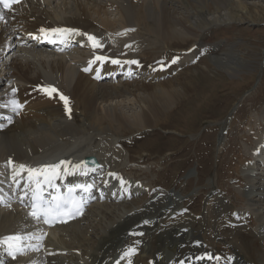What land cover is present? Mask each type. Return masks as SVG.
<instances>
[{
    "label": "bare ground",
    "instance_id": "bare-ground-1",
    "mask_svg": "<svg viewBox=\"0 0 264 264\" xmlns=\"http://www.w3.org/2000/svg\"><path fill=\"white\" fill-rule=\"evenodd\" d=\"M76 1L43 0V6L35 4L32 7L31 5L29 11L26 10L24 18L27 19L28 12H30L28 16L36 15L37 17H35L34 22L22 24L30 29L33 26L50 22L66 26H80L85 30L104 31V34L107 31L109 35H112V32L110 33L108 28L114 26L122 29L118 30L119 36L136 31L144 36H149L151 40L155 39L157 43L162 41L167 47V42L175 38L174 34L177 33V26L183 29L184 35L197 37L200 34L199 31L206 26L228 22L242 23L244 19L255 22L256 17H258V13L253 9V3H248L247 0H139L138 2L134 0H107L115 6H119L124 17H127L130 21L125 24L121 22H103L104 26L98 27L90 23L86 10L78 9V12L76 11L75 5H78ZM63 3V7L59 8ZM35 8H37V11ZM179 9L182 10L183 17L173 14ZM68 10H74L71 16L66 14ZM149 20L152 23L148 22ZM130 26H135V28H130ZM205 29L201 31V34ZM7 32L8 29L5 25L0 23V36ZM5 38L6 36H4ZM102 40L112 41L111 36L103 37ZM124 42V45L127 44V46L125 48L123 46L120 50L125 54L132 50V56L138 57L139 63H144L143 67L146 70L152 68L156 59L160 62L164 60L163 65L170 63L169 69L157 71L165 76V80H161L159 85L154 88H150V83L146 84L143 81L135 86L133 85L132 89L129 88V85L119 86L103 81L101 82L105 85L113 84L108 85L109 88L113 89L95 87L94 85H97L98 82L93 81L88 75L79 71L80 63L85 64L90 58L89 51L86 48L73 50L67 55H56L43 48L23 51V54L17 58L20 61L29 60L26 63L27 68H23L19 63V67L16 66L13 70L7 69L5 77H3L1 74H4L5 65H13L17 59L7 53L10 50L4 52L6 56L3 55L4 49L7 47L10 49L12 46L8 44L9 41L1 42L0 45L3 48H0V63L3 62L4 65L0 64V79L5 78L7 80L11 75L16 78V83L19 85L18 96L21 101H26L32 94H39L35 89L36 85L46 82L56 84L63 93L72 85L83 87L89 99L66 95L69 98V103L78 107L77 110H71L70 115L65 113L64 107L59 106L60 103L54 105L52 101H45L48 99L44 97L35 100L36 102L31 101L32 104L29 106L27 115L21 116L13 125L7 126L2 132L0 131V161L13 155L17 161L33 162L35 164L52 162L58 159L81 162L84 157L92 155L97 158L103 168L108 170L124 169L127 163L119 158L120 151H115V148L118 149L115 142L112 139L107 142L108 136L121 131L120 127L136 128L139 125H146L149 123V118L156 117V112L160 113L166 108L168 109L174 97L171 95V92H174L173 85L178 82L175 79L171 81L168 77L176 68H178L177 73L180 75L181 70L185 69L190 62V56L198 55L202 48L199 45L192 47L190 53H181V50L174 49L164 53L160 49H155L153 51L154 59L151 60L147 59L146 56H141L143 44L140 40H133L129 35L124 38ZM143 43L148 44L147 42ZM198 47L199 51L194 54V49ZM218 47L220 45H217L216 48ZM175 52L179 57H188L187 63L183 59L184 63L180 61L179 63L178 60L172 63V59L177 57L174 54ZM5 59L7 62H5ZM236 59L234 56H232V59L230 58L232 61ZM213 60L219 61L225 70L235 71L232 61L228 63L226 59L220 56H214ZM33 64H35L37 71L35 74H30L28 67H33ZM110 71L114 70L108 67L103 71V74ZM132 71L135 73L136 69H132ZM123 73L130 75L128 68H124ZM157 75L156 72H152V80ZM184 83L185 87L189 88L190 84L185 77ZM164 87L167 89H164ZM29 89L32 90L29 91ZM137 89H141L145 93V97L141 98L144 107H140L138 113L129 116L123 110L124 106H112L107 102L113 95L129 93ZM5 90L8 92L7 88L3 89V91ZM163 93H165V96L159 97V101L155 104H146V98L150 95ZM9 95L14 100L15 95L10 92ZM37 96L42 97L40 94ZM40 100L44 101L46 106L40 105L41 103H38ZM94 104L98 109L105 112L107 119L102 116L94 122L87 120L86 116L92 112V109L94 110ZM80 115H83V118L78 122L77 116ZM88 133H92L91 137L87 136ZM218 137V147H221L225 138L222 134ZM93 141L97 144L105 143L107 149L102 150L92 145ZM259 142L260 140H257V145ZM258 152H260L259 158L263 160L264 156L261 153H264V145H260ZM253 156L254 154H252ZM255 161L257 160L255 159ZM257 166L258 163L254 162L250 166L249 172L246 169L244 171L247 184L244 188V192L245 189L247 190V196H245L246 199L248 198L253 202L264 200V196L258 198V194L264 195V193L259 192L264 191V180L255 176L252 171ZM168 191L157 193V195H155V192L154 197L161 196L159 200H149L140 206H134V208L131 207L132 202L131 204L119 202L114 207L101 204L100 212L95 214L94 219L96 220V217L100 216L99 220H96L95 223L92 222L93 224L87 225L84 229L75 227L70 230L66 225L56 227L53 230L54 233L57 232L60 242L51 243L47 241V245L54 246L57 249L53 254H60L62 253L61 250L66 249V255L44 258V252H41L40 254L21 257L17 261H24L21 264H73L78 260H85L84 264H129V260H131V264H210L208 257L211 256V260L216 263L264 264V214L262 212H258L253 207L249 208V210L255 211L257 220V225L253 230L252 227L248 226L252 223L251 220H249L250 224L240 223V220L234 215L235 212L229 210V213L232 214L233 212V215H228L227 218H233L228 220L226 226L219 227L216 231L214 229L209 230L208 234L203 229V224L206 225V223H203L205 216L200 221H197L195 216L193 218L185 216L184 213H181L183 207L179 208L176 194L170 190ZM255 191L258 192L255 194L256 196L254 195ZM179 198L182 199V196L180 195ZM219 199L221 198H216V201ZM179 202L182 203V201ZM225 206L233 208L229 203ZM207 208L206 211H208ZM146 221L147 223H145ZM76 222L82 223L83 218ZM254 224H251L253 228ZM30 225L31 222L27 221L23 213L14 209L10 211L0 209V238L9 236V234H19ZM86 228H91V231L96 233L98 236L96 240L89 241L90 239L86 238ZM67 239L73 240H71L70 245ZM130 247L136 248L137 251L131 256H125V252L122 251ZM196 257L204 258L196 259Z\"/></svg>",
    "mask_w": 264,
    "mask_h": 264
},
{
    "label": "rangeland",
    "instance_id": "rangeland-1",
    "mask_svg": "<svg viewBox=\"0 0 264 264\" xmlns=\"http://www.w3.org/2000/svg\"><path fill=\"white\" fill-rule=\"evenodd\" d=\"M247 1L248 3H253V9L258 13L255 22L244 19L242 23L228 22L225 24L206 26L202 28V30L206 28L204 32L201 34L202 30L199 31L200 34H198L197 37L188 36L187 34L184 35L182 32L183 29L177 26V33L174 34L175 38L167 42V47H165L162 41L157 43L155 39L151 40L149 36H144L136 31L118 37L120 41L119 46L121 48L125 44L124 38L129 35L133 40H140L141 44H143L141 56H146L147 59L151 60L154 59L153 51L155 49H160L164 53H167L168 51H172V49H186L187 46H190L192 43L196 45L200 44L199 46L204 48L198 56H190L192 58L197 56L196 58L199 61L197 63L196 61L192 63V66H190L191 63L189 62L187 65L188 67L186 66V70H181L180 75L177 73L178 68L172 69L173 71L168 78L171 79V81L174 79L178 80V82L173 85L174 92H171V95L174 97L168 109L166 108L160 113L156 112V117L149 118V123L147 122L148 124L146 125H139L136 128H131L129 126L125 128L120 127L121 131L108 136L109 139L107 142L112 139L116 145V140H120L121 135L125 137L122 140H125L126 138L133 137L136 132L143 131V133L146 134V138L136 144V146L134 145L129 153L130 160L132 161L130 165H137L138 170L137 172L132 170L130 173L128 169L125 168L126 173L134 177H146L150 182L155 184L167 185L168 189H180L179 191L182 192L181 194L186 196L184 200H189V202L195 200L198 208L197 214H199V219L196 220L200 221V219L205 216L203 223H206V225L203 224V229L208 234L209 230L214 229V231H216L219 227L222 228L226 226L228 220L233 218H227V216L233 215L234 211L236 213H234L235 217L237 215L239 218H241L240 210L245 211L249 216L251 215V224L255 223L254 228L253 225H251L252 228L250 227L253 230H255L257 220L254 213L255 211L252 209L249 210V208L253 207L258 210V212L264 214V200L261 202L250 201L248 198L246 199L247 190L245 189L244 192V188L247 186L246 178L244 177V171L247 170H245V166L249 163L247 158L250 156V149L254 147L255 138L258 136V133H262L264 130L262 129L264 126V0ZM83 3L84 5L81 6ZM104 3L113 6L112 9L114 10L110 12L105 10L106 4L104 7ZM76 4H78L75 5L76 11L78 9L86 10L90 23L98 27H103V22H121L125 24L130 21L127 17H124L119 6H115V4L107 0H77ZM34 5L32 4V7H34ZM63 5L64 3L60 5L59 8H62ZM35 10L37 11V8H35ZM73 12L74 10H68L66 14L71 16ZM181 13V9L173 12L175 16L183 17ZM148 22L152 23L150 20ZM130 28H135V26H130ZM108 30L111 33L114 30L122 29L113 26L109 27ZM5 34L6 33L1 34L0 43L6 41L4 40ZM112 42L113 41L110 43ZM143 42H147L148 44H144ZM211 45L212 47H210ZM217 45H220V47L216 48ZM0 48H3V46L0 45ZM5 51L6 48L3 51V55ZM198 51L199 47L195 48L194 54ZM174 54L179 57L176 52ZM214 56L223 57L228 63L232 61L230 60L232 56L237 58L235 61H232L236 72L222 68V64L219 61L213 60ZM16 59L18 61L16 60L13 65H5L4 74H1V76L5 77L7 69L13 70L14 67H19V63H21L23 68H27L26 63L29 60L20 61L19 58ZM182 59L187 63L186 60H188V57H179L178 62L184 63ZM5 62H7L6 59ZM0 64L4 65L3 62ZM33 65V67H28L30 74H35L37 71L35 64ZM52 67H54V65H52ZM184 77L190 84L189 88L185 87ZM159 82L160 81L150 83L149 87L154 88L159 85ZM139 83V80H134L132 82H118L115 85H129V88L131 87L130 89H132V87ZM108 85L113 84L105 85L101 82L94 86L98 88L104 87L108 90L113 89L111 87L109 88ZM1 87L3 90V87L5 88L4 84H1ZM164 89L167 88L164 87ZM64 94L89 99L83 87L75 85L69 86L64 91ZM161 96H165V93L150 95V97L146 98V104H155V102L159 101V97ZM143 97H145V93H143L141 89H137L129 93L116 96L113 95L107 102L112 106H124L123 110L127 115L131 116L134 113H138L140 107H144V103L141 101ZM38 103H41L40 105L45 104L42 100L38 101ZM31 104L32 102H30V105ZM59 106L63 107V105ZM77 109V105L73 104V106H71V110ZM82 116L83 115L77 116L78 122L81 121L83 118ZM102 116L105 117V112L98 109L94 104V110L92 109V112L86 116V118L90 122H94L98 117ZM102 122L106 124V122ZM204 126L207 127L204 128ZM201 132L206 134L202 136ZM104 134H106V132H104ZM219 134H222L225 138L221 147H218L219 143H217V141H219ZM91 135L92 133L87 134L89 137H91ZM195 139L200 140L197 146H201L199 151L201 156L195 157L194 153H192V158L181 156V152H192V145L194 146L192 143L195 142ZM92 145L102 150L107 149L105 143L97 144L93 141ZM120 149V155L124 158L123 161H126V158H128L127 150ZM115 151L118 152L119 150L115 148ZM169 153H174L175 157L179 159L173 162L175 158L170 160L169 158L173 155H168ZM170 161L173 163H170ZM150 167L152 168L151 173H146L145 171ZM186 171L192 172V175H189L190 177L188 178L185 177V174L188 173ZM247 172H249V169ZM199 177L200 182L198 181ZM187 185L189 187H187ZM185 187L187 188L184 190ZM215 188L224 190L218 192V194L222 193L223 196H220L221 199L217 201L216 198L219 197L213 196L214 194H212ZM217 190L218 189H216L215 192H217ZM172 192L176 194L175 191ZM259 192L264 193V191ZM157 193L160 192H156L155 195H157ZM257 193L258 192L255 191L254 195ZM260 196L263 197L264 195L258 194V198ZM176 197L178 198L179 208H182L179 202L181 198H179L177 194ZM146 201L149 200L146 199ZM228 203L233 206L234 211L232 214L229 213V210L232 211V208L225 206ZM101 204L114 207V205L117 206L119 203H99L94 206L92 205L88 209V215L83 217L82 223L73 222L68 224L70 230L75 227L84 229L87 225H91L95 223L96 220H99L100 216H97L96 220L94 219L95 214L100 212ZM134 206L131 204V207L134 208ZM206 208L208 211H206ZM185 216L193 218V216L190 215ZM254 218L255 220H253ZM242 221L245 223L244 218ZM85 231L87 232L85 236L90 239L89 241L97 239L98 236L95 232L91 231V228H86ZM71 240L67 239L69 245L73 241ZM84 241L87 243L86 240ZM68 243H66V245H68ZM88 247H90V245ZM80 263L84 264L85 260H78L73 264Z\"/></svg>",
    "mask_w": 264,
    "mask_h": 264
},
{
    "label": "snow or ice",
    "instance_id": "snow-or-ice-1",
    "mask_svg": "<svg viewBox=\"0 0 264 264\" xmlns=\"http://www.w3.org/2000/svg\"><path fill=\"white\" fill-rule=\"evenodd\" d=\"M19 0H0V5L3 6L4 9H10L11 5L13 3H18ZM4 14L2 12H0V21L4 20ZM39 32L42 36L43 39H48L50 41H54L56 39L60 40L61 42H66L67 40L71 39L74 35H81V36H86L87 40L91 42V46L95 49V48H101L103 47V44L94 36L88 33H81L78 29H72V28H54V29H45L43 27H41L39 29ZM31 35V34H29ZM34 39H37L38 37L33 36ZM190 51V50H189ZM104 59H106V57H102V56H96L95 60H99V61H103ZM179 59V57H174L172 59V63H175L177 60ZM95 61H89V64L94 63ZM113 64H119L120 61L118 59H113L111 61ZM125 63H129V64H136L139 65V61L137 60H130V61H125ZM161 64V66H163V62H158ZM88 68H85L84 71H88ZM155 70V69H153ZM99 78V77H97ZM40 87V90L45 92L50 98H53L54 95H58L59 99L64 103L65 105V111L66 113H68L69 115L71 114V108L69 107V98L67 96H64L62 93H59L58 89H56L53 86H38ZM17 91V89L13 88L12 92L15 93ZM11 106L13 107V110L16 111L20 108L23 107L22 104H20L17 100H12L11 102ZM4 127V125L0 124V128ZM9 164L12 163L11 160H9L8 162ZM67 164H70V162H65L63 160L59 161L58 164H53V165H48L45 166L46 168L50 169L53 171L54 174L55 173V169H58L61 167V165H65V174H71L68 172V168H67ZM81 164H83V162H81ZM80 167V165H72V168L74 170H78ZM26 168L25 165H19V169L20 170H24ZM29 172V176L31 178V176L35 173L37 175L40 174V170L38 169H28ZM47 182L51 185L52 184V177H46ZM75 187L78 188H83L84 190H87L88 187L87 185H75ZM69 191H72V189L70 188ZM40 189L39 186L37 187L36 191L33 193V199L34 201L41 199L40 197ZM32 211L30 212V215L34 218H40L41 214H43L44 219H45V223L49 222V217L51 216L53 218V220L61 214L62 210H66V214L69 215L70 217L73 214H79L80 210H81V205L76 202V201H72L71 203H69L68 200L66 199H62L59 197H53V202L49 203L47 206H38L37 203H33L32 205ZM147 223V221L145 222ZM25 239L24 236L20 235V234H13V235H9L3 238H0V245L5 246L6 251L8 252V254L10 256H12L13 258H15L17 253H20L24 250V246L22 244V241ZM36 239H41V237H36ZM136 248L134 247H130L125 253V256H131L136 252ZM204 257H196V259H203ZM209 259H211L212 257L209 256ZM218 259V257H217ZM0 264H2V262H0ZM129 264H131V260H129Z\"/></svg>",
    "mask_w": 264,
    "mask_h": 264
}]
</instances>
